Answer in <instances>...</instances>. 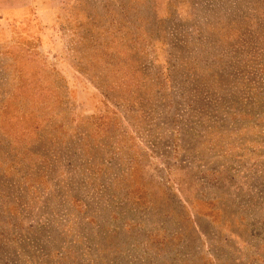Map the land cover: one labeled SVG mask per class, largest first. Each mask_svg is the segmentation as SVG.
<instances>
[{"label": "rangeland", "instance_id": "rangeland-1", "mask_svg": "<svg viewBox=\"0 0 264 264\" xmlns=\"http://www.w3.org/2000/svg\"><path fill=\"white\" fill-rule=\"evenodd\" d=\"M0 264H264V0H0Z\"/></svg>", "mask_w": 264, "mask_h": 264}, {"label": "crops", "instance_id": "crops-1", "mask_svg": "<svg viewBox=\"0 0 264 264\" xmlns=\"http://www.w3.org/2000/svg\"><path fill=\"white\" fill-rule=\"evenodd\" d=\"M2 9H5L4 7Z\"/></svg>", "mask_w": 264, "mask_h": 264}]
</instances>
